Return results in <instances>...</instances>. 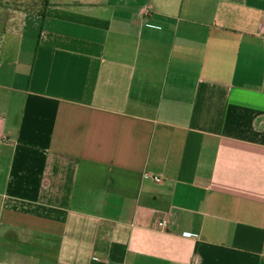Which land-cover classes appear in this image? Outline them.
I'll return each mask as SVG.
<instances>
[{
	"label": "crops",
	"instance_id": "0c3cea01",
	"mask_svg": "<svg viewBox=\"0 0 264 264\" xmlns=\"http://www.w3.org/2000/svg\"><path fill=\"white\" fill-rule=\"evenodd\" d=\"M22 10L0 0V264H264V0Z\"/></svg>",
	"mask_w": 264,
	"mask_h": 264
},
{
	"label": "rangeland",
	"instance_id": "374dc122",
	"mask_svg": "<svg viewBox=\"0 0 264 264\" xmlns=\"http://www.w3.org/2000/svg\"><path fill=\"white\" fill-rule=\"evenodd\" d=\"M14 3V8L23 9L22 11L41 13L44 8L45 0H2Z\"/></svg>",
	"mask_w": 264,
	"mask_h": 264
},
{
	"label": "built area",
	"instance_id": "2783aa9c",
	"mask_svg": "<svg viewBox=\"0 0 264 264\" xmlns=\"http://www.w3.org/2000/svg\"><path fill=\"white\" fill-rule=\"evenodd\" d=\"M263 38H264V34H263ZM158 225H159L160 227H165V226H166V222H165V221H160V222L158 223Z\"/></svg>",
	"mask_w": 264,
	"mask_h": 264
},
{
	"label": "trees",
	"instance_id": "16d2710c",
	"mask_svg": "<svg viewBox=\"0 0 264 264\" xmlns=\"http://www.w3.org/2000/svg\"><path fill=\"white\" fill-rule=\"evenodd\" d=\"M46 5V0H45V3H44V6Z\"/></svg>",
	"mask_w": 264,
	"mask_h": 264
}]
</instances>
